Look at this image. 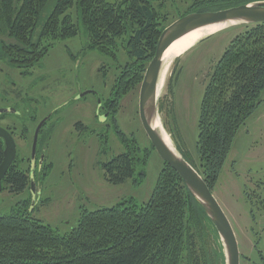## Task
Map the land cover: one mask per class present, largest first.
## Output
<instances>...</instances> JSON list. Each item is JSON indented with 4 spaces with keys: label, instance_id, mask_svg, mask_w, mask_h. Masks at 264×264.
I'll list each match as a JSON object with an SVG mask.
<instances>
[{
    "label": "rangeland",
    "instance_id": "1",
    "mask_svg": "<svg viewBox=\"0 0 264 264\" xmlns=\"http://www.w3.org/2000/svg\"><path fill=\"white\" fill-rule=\"evenodd\" d=\"M257 1L263 2L249 3ZM153 4L161 6V14L173 23L190 1L155 0ZM247 26L216 32L174 60L157 98L163 131L194 167L198 166L195 143L205 86L225 48ZM115 55L87 50L85 39L77 36L52 44L27 76L0 61V110L15 111L0 114V127L13 133L16 163L21 170L29 169L33 181V188L29 184L19 194L2 185L0 216L31 208L34 218L66 235L84 211L149 201L164 166L141 126L139 88L121 97L114 114L98 108L112 98L114 77L127 60L120 45ZM40 124L35 161L30 164ZM128 153L135 160L132 177L121 184L108 183L104 166ZM212 194L234 232L239 263L264 264V90L259 105L237 132ZM200 236L209 255L217 249L218 255L223 253L211 230L204 229ZM216 259L222 264V258H215L217 264Z\"/></svg>",
    "mask_w": 264,
    "mask_h": 264
},
{
    "label": "trees",
    "instance_id": "2",
    "mask_svg": "<svg viewBox=\"0 0 264 264\" xmlns=\"http://www.w3.org/2000/svg\"><path fill=\"white\" fill-rule=\"evenodd\" d=\"M50 1L0 0V61L27 76L57 41L81 36L87 50L114 58L120 45L127 60L114 77L113 99L98 107L114 114L121 97L139 88L158 39L172 22L155 0H55L48 10ZM184 1L190 5L180 17L252 0ZM263 90L264 23L250 24L225 48L203 92L195 143L198 166L188 163L211 192ZM4 149L0 139V165ZM176 149L180 153L177 144ZM134 163L129 153L115 157L104 166L107 182L116 185L132 177ZM163 166L148 202L84 211L66 235L34 218L31 208L0 216V264H216L218 257L223 264V253L218 255L217 249L209 255L200 236L209 229L219 239L213 224L179 175L165 162ZM29 175L15 160L2 185L13 194L22 193L29 187Z\"/></svg>",
    "mask_w": 264,
    "mask_h": 264
},
{
    "label": "water",
    "instance_id": "3",
    "mask_svg": "<svg viewBox=\"0 0 264 264\" xmlns=\"http://www.w3.org/2000/svg\"><path fill=\"white\" fill-rule=\"evenodd\" d=\"M228 22H234L236 25L264 23V1L251 2L218 11L191 13L169 25L158 39L154 57L143 75L139 87L138 114L141 126L158 156L179 175L183 184L213 224L222 244L224 264H240L234 232L211 190L188 161L180 153L173 152L164 142L161 133L154 128L155 122L160 120L157 114V91L164 51L174 41L189 32L201 27ZM86 94L87 92L82 93L79 98ZM11 112L15 113L14 110H0V114ZM42 125H39L34 134L31 164L35 161L37 138ZM0 139L3 140L5 146L3 160L0 165L1 193L2 181L16 159V144L11 133L2 127H0ZM31 186L33 188L32 180Z\"/></svg>",
    "mask_w": 264,
    "mask_h": 264
},
{
    "label": "bare ground",
    "instance_id": "4",
    "mask_svg": "<svg viewBox=\"0 0 264 264\" xmlns=\"http://www.w3.org/2000/svg\"><path fill=\"white\" fill-rule=\"evenodd\" d=\"M236 26L234 22H228L223 24H215L210 26H205L198 28L192 32L187 33L181 38L174 41L163 53L162 57V69L159 76V84L157 91V98L160 96L164 83L169 74L171 64L177 58L183 56L187 53L191 48L196 46L200 41L214 35L216 32L222 31L229 27ZM154 128L161 133V136L164 142L175 152L178 154V150H176L174 144L169 138V135L163 131L160 120H157L154 124Z\"/></svg>",
    "mask_w": 264,
    "mask_h": 264
},
{
    "label": "flooded vegetation",
    "instance_id": "5",
    "mask_svg": "<svg viewBox=\"0 0 264 264\" xmlns=\"http://www.w3.org/2000/svg\"><path fill=\"white\" fill-rule=\"evenodd\" d=\"M264 1V0H263ZM258 2V1H257Z\"/></svg>",
    "mask_w": 264,
    "mask_h": 264
}]
</instances>
